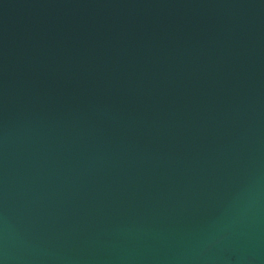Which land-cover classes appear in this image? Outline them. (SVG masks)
<instances>
[{
  "label": "water",
  "instance_id": "obj_1",
  "mask_svg": "<svg viewBox=\"0 0 264 264\" xmlns=\"http://www.w3.org/2000/svg\"><path fill=\"white\" fill-rule=\"evenodd\" d=\"M0 264H264V0H0Z\"/></svg>",
  "mask_w": 264,
  "mask_h": 264
}]
</instances>
